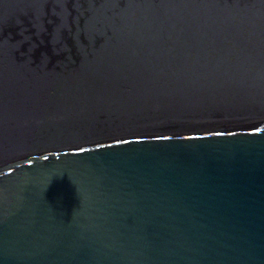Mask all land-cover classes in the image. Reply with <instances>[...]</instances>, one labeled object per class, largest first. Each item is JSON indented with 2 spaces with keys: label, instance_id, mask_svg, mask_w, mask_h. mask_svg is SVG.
<instances>
[{
  "label": "water",
  "instance_id": "obj_1",
  "mask_svg": "<svg viewBox=\"0 0 264 264\" xmlns=\"http://www.w3.org/2000/svg\"><path fill=\"white\" fill-rule=\"evenodd\" d=\"M0 264H264V0H0Z\"/></svg>",
  "mask_w": 264,
  "mask_h": 264
}]
</instances>
